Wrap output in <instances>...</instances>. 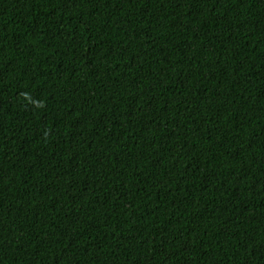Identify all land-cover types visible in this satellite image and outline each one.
Listing matches in <instances>:
<instances>
[{"label":"trees","instance_id":"trees-1","mask_svg":"<svg viewBox=\"0 0 264 264\" xmlns=\"http://www.w3.org/2000/svg\"><path fill=\"white\" fill-rule=\"evenodd\" d=\"M0 264H264V0H0Z\"/></svg>","mask_w":264,"mask_h":264}]
</instances>
